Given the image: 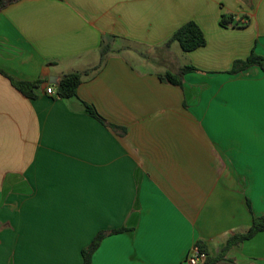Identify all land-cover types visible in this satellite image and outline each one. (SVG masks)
Wrapping results in <instances>:
<instances>
[{"label":"crops","instance_id":"0c3cea01","mask_svg":"<svg viewBox=\"0 0 264 264\" xmlns=\"http://www.w3.org/2000/svg\"><path fill=\"white\" fill-rule=\"evenodd\" d=\"M231 13L243 27H223ZM207 43L164 44L188 21ZM77 95H56L91 70ZM264 0H19L0 12V264H188L264 214ZM185 65L183 86L160 79ZM41 80L24 96L3 73ZM52 86L54 94L46 89ZM93 105L116 129L88 114ZM198 264H207L201 261ZM214 264H264V231Z\"/></svg>","mask_w":264,"mask_h":264},{"label":"trees","instance_id":"16d2710c","mask_svg":"<svg viewBox=\"0 0 264 264\" xmlns=\"http://www.w3.org/2000/svg\"><path fill=\"white\" fill-rule=\"evenodd\" d=\"M18 1L19 0H0V12L3 11L9 5ZM244 18L246 17L236 20L233 14L223 13L221 16L220 24L223 27H230V26L243 27L249 23V20L242 23V19ZM174 42H178L181 48L185 52H188L205 46L207 40L199 24L191 20L185 23L184 25H182L171 35V37L164 44V48L166 49L170 48V46ZM112 51H113L112 43L105 41V39L103 38L101 44V59L99 64L93 67L91 70L74 71L64 74L57 84L56 95L60 98H65V99L76 96L78 92V88L84 80V76L91 75V73L98 71L106 61V58L109 55V53H111ZM252 66H259L264 71V57L258 55L255 52V50L252 51L251 55L248 58L244 60L235 61L230 73L237 74L241 71L247 70ZM195 71H199V69L193 65H185L176 72L167 71L164 74H159V77L161 80L165 82L174 85L183 86L185 75L189 72H195ZM3 74H5L11 80L13 86L17 88L24 96L31 99L37 98L38 94L36 90L40 87L42 83L41 80L26 81V80L16 79L6 73ZM84 106L88 114L97 118L105 126L116 129V126L109 123L105 118H103L93 105L84 102ZM124 231H127V229L119 228L108 231L107 230L99 231L92 240V242L87 247H84L82 249L83 264H92L93 254L96 252V250L101 245V242L107 236L111 234L121 233ZM263 231H264V214L254 218L251 228L246 233L236 234L235 236L231 237L227 242L226 246L224 247L223 252L219 256L213 257L211 259L207 258L206 259L207 264H214L220 261L222 259L223 253H225L229 248L245 240L251 239L257 233ZM198 245L201 250L207 253L206 248L201 243H199Z\"/></svg>","mask_w":264,"mask_h":264},{"label":"built area","instance_id":"2783aa9c","mask_svg":"<svg viewBox=\"0 0 264 264\" xmlns=\"http://www.w3.org/2000/svg\"><path fill=\"white\" fill-rule=\"evenodd\" d=\"M46 92L48 94H54L55 90L52 86H48L46 89ZM208 258V254L200 249L199 245H195L187 257V263L188 264H198L201 261H206Z\"/></svg>","mask_w":264,"mask_h":264},{"label":"rangeland","instance_id":"374dc122","mask_svg":"<svg viewBox=\"0 0 264 264\" xmlns=\"http://www.w3.org/2000/svg\"><path fill=\"white\" fill-rule=\"evenodd\" d=\"M177 46H175L174 48H172L171 52L168 54L170 57H178L179 58V62H182L185 60V56L184 55V50L181 48L180 44H176Z\"/></svg>","mask_w":264,"mask_h":264}]
</instances>
